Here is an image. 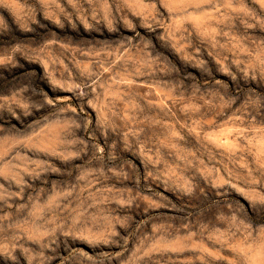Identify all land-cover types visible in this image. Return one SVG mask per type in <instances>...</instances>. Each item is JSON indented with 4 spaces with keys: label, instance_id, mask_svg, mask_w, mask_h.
<instances>
[{
    "label": "rangeland",
    "instance_id": "obj_1",
    "mask_svg": "<svg viewBox=\"0 0 264 264\" xmlns=\"http://www.w3.org/2000/svg\"><path fill=\"white\" fill-rule=\"evenodd\" d=\"M167 25L54 28L53 62L29 69L46 83L17 97L0 82V216L23 232L18 264H231L233 248L253 247L237 228L264 205V119L244 107L247 91L208 115L240 79L233 33L217 36L199 15ZM33 200L37 214L63 209L78 227L46 235L21 210ZM4 240L0 264H14ZM252 264H264V244Z\"/></svg>",
    "mask_w": 264,
    "mask_h": 264
},
{
    "label": "clouds",
    "instance_id": "obj_2",
    "mask_svg": "<svg viewBox=\"0 0 264 264\" xmlns=\"http://www.w3.org/2000/svg\"><path fill=\"white\" fill-rule=\"evenodd\" d=\"M18 4L19 7L15 8L11 0H0V82L10 83L18 89L13 93L14 96L18 97L20 93L31 94L34 91L33 85L39 87L41 83H46L43 74L37 75V72L29 69L36 67L33 61L53 62L49 53L51 44L56 42L54 28L66 32L75 28L77 23L88 26L91 20L98 25L104 21L109 27L115 25L117 28L135 31L141 26L164 25L165 19L168 20L167 26H174L177 20L187 22L193 15H199L205 20L214 21L220 29L217 36H225V28L233 33L228 41L231 45L228 50L232 53V63L238 69L236 75L240 77L233 78L231 90L216 97L215 106L219 111L209 112L208 115L220 116L224 108L231 106L234 101L225 100V96H239L247 91L249 95L244 107L251 106L253 116L264 119V115L258 111L264 100V0H150L148 3H144V0H18ZM157 5H160L159 9ZM135 17L139 19H133ZM199 35L196 32L193 39H198ZM5 72L13 77L12 81L6 79ZM87 95V92L81 93V96ZM23 107L24 115H28L27 105ZM60 111L67 112L69 109ZM21 210L27 213L26 219L30 223L39 221V228L48 236L78 227L71 212L63 209L51 215L37 214L34 200ZM42 212H48L47 206H44ZM241 215L247 223L238 221L240 227L237 231L244 235L245 244L253 247L245 250L233 248L231 264H252L255 245L264 244V205H254L241 212ZM10 220L11 217L0 216V235L5 237L4 242L9 245L8 254L11 256V249L23 248L22 243H17L23 232H17L16 225ZM10 230L13 234L9 236ZM33 240L40 244L41 249L47 247V243L41 242L43 236L33 237ZM24 251L27 253V249ZM11 259L14 264H18L15 256H11ZM31 260L43 264L39 255L31 256Z\"/></svg>",
    "mask_w": 264,
    "mask_h": 264
}]
</instances>
